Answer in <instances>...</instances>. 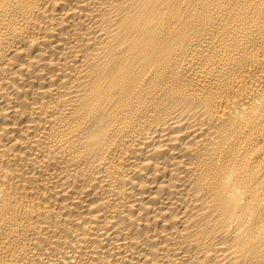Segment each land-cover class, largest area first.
I'll list each match as a JSON object with an SVG mask.
<instances>
[{"label":"bare ground","instance_id":"obj_1","mask_svg":"<svg viewBox=\"0 0 264 264\" xmlns=\"http://www.w3.org/2000/svg\"><path fill=\"white\" fill-rule=\"evenodd\" d=\"M0 264H264V0H0Z\"/></svg>","mask_w":264,"mask_h":264}]
</instances>
